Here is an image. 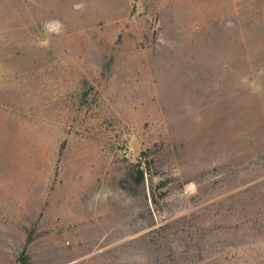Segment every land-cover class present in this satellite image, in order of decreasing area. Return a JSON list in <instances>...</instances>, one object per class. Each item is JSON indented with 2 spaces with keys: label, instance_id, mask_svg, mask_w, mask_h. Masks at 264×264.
Listing matches in <instances>:
<instances>
[{
  "label": "rangeland",
  "instance_id": "1",
  "mask_svg": "<svg viewBox=\"0 0 264 264\" xmlns=\"http://www.w3.org/2000/svg\"><path fill=\"white\" fill-rule=\"evenodd\" d=\"M0 264H264V0H0Z\"/></svg>",
  "mask_w": 264,
  "mask_h": 264
},
{
  "label": "trees",
  "instance_id": "2",
  "mask_svg": "<svg viewBox=\"0 0 264 264\" xmlns=\"http://www.w3.org/2000/svg\"><path fill=\"white\" fill-rule=\"evenodd\" d=\"M136 176H135V180H136V184H139L143 181V176H144V171L143 169L139 168V164L137 163L136 165ZM19 260H21L22 262L27 261V258H24L23 255H20L17 257Z\"/></svg>",
  "mask_w": 264,
  "mask_h": 264
},
{
  "label": "built area",
  "instance_id": "3",
  "mask_svg": "<svg viewBox=\"0 0 264 264\" xmlns=\"http://www.w3.org/2000/svg\"><path fill=\"white\" fill-rule=\"evenodd\" d=\"M123 151L128 154V152L126 150H123ZM139 162H140L139 163L140 167L143 169L145 167V162L142 160H140Z\"/></svg>",
  "mask_w": 264,
  "mask_h": 264
}]
</instances>
